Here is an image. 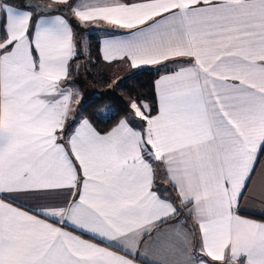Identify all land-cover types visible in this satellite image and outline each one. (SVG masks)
<instances>
[{
    "label": "snow or ice",
    "instance_id": "1",
    "mask_svg": "<svg viewBox=\"0 0 264 264\" xmlns=\"http://www.w3.org/2000/svg\"><path fill=\"white\" fill-rule=\"evenodd\" d=\"M59 6L128 30L108 33L104 61L167 73L155 115L130 100L139 129H67L77 49ZM260 156L264 0H0V264H136L149 247L151 264H264V222L237 212Z\"/></svg>",
    "mask_w": 264,
    "mask_h": 264
},
{
    "label": "crops",
    "instance_id": "2",
    "mask_svg": "<svg viewBox=\"0 0 264 264\" xmlns=\"http://www.w3.org/2000/svg\"><path fill=\"white\" fill-rule=\"evenodd\" d=\"M40 2L44 3L45 5H49L52 0H39ZM40 14H37L36 12L33 13V18L35 19ZM70 17L73 19L70 20L68 17V23L73 29L74 33V41L76 43V49H77V55L74 57V59L71 61V70L72 75L70 81H67V85L71 87L74 93V100H78V103L73 104V112L71 116L69 117V120L67 122V129L70 131L72 129V126L74 124H79L81 120H86L83 114L82 106L87 100L86 98H83V93L79 94L75 88V85L78 82L79 78H84L90 69L92 68L93 61L91 60L89 54H90V44L88 46V52L85 53L84 45L82 41H90L91 38L95 37L94 39L97 40L99 44V60L100 63H103L104 73L113 75V76H122L124 79L127 77L145 70V69H153L159 66L156 65H141V67L137 69H133L130 66L129 62L123 61V60H115L112 62H106L102 58V41L107 38V35L109 32L116 33V34H124L128 30L124 29H113L111 26L104 24V23H95V24H80L77 22V20L72 16V14L69 12ZM166 63L173 64L175 61H168ZM174 69L171 68L169 73L172 72ZM167 73L164 72L161 74L157 80L160 79L161 76L166 75ZM89 80V79H88ZM156 80V81H157ZM83 83V80H82ZM97 86V85H96ZM99 88V87H97ZM100 90V89H99ZM157 94V91H156ZM157 111V110H156ZM156 114V112H155ZM154 114V115H155ZM142 123V122H141ZM131 124V123H130ZM133 127H136L135 125H132ZM138 128V127H136ZM139 129V128H138ZM102 133V132H101ZM156 185L157 188L156 191L160 192L166 199L169 200H175V192L170 188V186L167 183L166 180V173L163 169L157 170L156 175ZM165 189H167V192H165ZM56 197L50 198V202H56ZM21 204H23L25 207H32L35 206L39 201H37L34 198L30 197H22L19 201ZM182 215L185 219L184 228L185 231L191 232L193 230L198 231L196 229L195 221L192 216L187 215L186 209H181ZM238 214L240 215V212L246 213V214H253L258 215L264 218V156H260L259 161L255 167L254 172L251 175V179L247 183V188L243 193L242 198L239 200ZM242 218L254 220L257 222H264L263 220H257L253 218H249L243 215H240ZM168 225H162V228H167ZM71 230V229H68ZM88 238V237H84ZM154 254V249L152 247L147 248L144 250V257L140 260H137L136 264H151L152 257Z\"/></svg>",
    "mask_w": 264,
    "mask_h": 264
},
{
    "label": "trees",
    "instance_id": "3",
    "mask_svg": "<svg viewBox=\"0 0 264 264\" xmlns=\"http://www.w3.org/2000/svg\"><path fill=\"white\" fill-rule=\"evenodd\" d=\"M60 10H65L62 6H59ZM69 13V12H68ZM70 20L73 18L70 17ZM95 37L91 38L90 43V58L93 61L92 67L98 70V72H88V79L92 83L98 85V78L102 80L109 79V74L104 72L103 63L99 60V44ZM161 67V66H159ZM145 69L139 71L118 85L116 90L118 96H103L100 98H94L91 100H85L82 110L86 120H88L94 128L100 132H107L115 127L120 120L124 119L129 114V102L131 99H137L141 103H146L152 108V114L154 115L157 110V94H156V80L164 72L157 71V68ZM171 68L168 69L170 71ZM102 76V77H101ZM109 83H106L108 86ZM98 87V86H97ZM240 215L264 220L263 217L253 214H246L240 212Z\"/></svg>",
    "mask_w": 264,
    "mask_h": 264
},
{
    "label": "rangeland",
    "instance_id": "4",
    "mask_svg": "<svg viewBox=\"0 0 264 264\" xmlns=\"http://www.w3.org/2000/svg\"><path fill=\"white\" fill-rule=\"evenodd\" d=\"M82 42L83 43L85 42L84 50L86 53V52H88V46L90 44V41H84L83 40ZM90 70H91V72H98L99 69L96 70L95 68L92 67ZM85 73H86V75H84L85 77L82 79L79 78L77 84L75 85L77 92L79 94L83 93V98H86L87 100H91L94 98H100V97L107 96V95L118 96V91L116 90L115 87L122 84V82L124 81V77L122 78V76L121 77L120 76H113L111 74V75H107L110 78V80L109 79L107 80L104 78H102V80H100L98 78V85L97 86L99 88H97L96 84L92 83L91 80H88L87 71ZM102 73H104V72L102 71ZM82 80H83V83H82ZM106 83H109V85L106 86ZM126 118H129V114L124 119H126ZM129 122L138 128L142 125V123L140 121H138V120L133 121L130 118H129Z\"/></svg>",
    "mask_w": 264,
    "mask_h": 264
},
{
    "label": "water",
    "instance_id": "5",
    "mask_svg": "<svg viewBox=\"0 0 264 264\" xmlns=\"http://www.w3.org/2000/svg\"><path fill=\"white\" fill-rule=\"evenodd\" d=\"M22 2V0H14V3L16 4H20ZM32 4H38L41 5L42 7H46V5H44L42 2H40L39 0H31ZM61 13H63L66 17L70 18L69 13L66 10H60ZM37 14H41L40 12L36 11Z\"/></svg>",
    "mask_w": 264,
    "mask_h": 264
}]
</instances>
